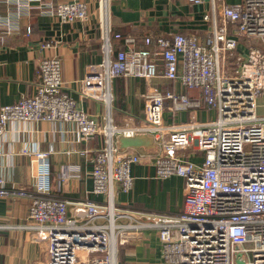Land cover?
I'll use <instances>...</instances> for the list:
<instances>
[{
    "label": "built area",
    "instance_id": "1",
    "mask_svg": "<svg viewBox=\"0 0 264 264\" xmlns=\"http://www.w3.org/2000/svg\"><path fill=\"white\" fill-rule=\"evenodd\" d=\"M189 2L200 5L203 0ZM43 10L63 24L88 19L83 1L49 4ZM205 20L213 31L205 43L185 34L151 36L144 39L149 50L136 48V37H130L124 40L126 49L117 52L106 24L104 58L80 82L79 92L81 99L107 107L103 125L81 111L67 92L58 56L40 61L33 95L0 108V138L18 121L72 123L82 143L105 137L100 149L82 152L93 182L90 193L103 197L101 202L53 196L49 154L44 152L33 153L40 164L31 192L9 187L0 176V201L30 199L29 224L23 228L45 248L43 264H118L119 248L144 231L159 236L160 264H264V0L234 6L223 2ZM54 46L53 41L42 43L45 50ZM119 77L172 81L199 90L200 96L154 88L145 96L143 122L132 126L126 119L118 127L110 112L112 84ZM204 107L217 117L166 123L167 111L181 114ZM121 136L150 137L154 153L123 149ZM190 148L204 154L202 163L191 160ZM142 163L155 168L158 180H184L181 212L138 211L117 202L119 194L134 190L132 168ZM79 173L76 166L63 165L55 178L58 191Z\"/></svg>",
    "mask_w": 264,
    "mask_h": 264
},
{
    "label": "crops",
    "instance_id": "2",
    "mask_svg": "<svg viewBox=\"0 0 264 264\" xmlns=\"http://www.w3.org/2000/svg\"><path fill=\"white\" fill-rule=\"evenodd\" d=\"M65 1L71 0H0V108L33 95L39 80L40 61L58 56L67 92L81 111L103 125L109 114L107 107L103 103L81 99L79 92L80 82L92 68L98 69L96 67L104 58L103 33L107 23L115 51L126 49L124 40L130 37H136V48L149 50L151 48L145 45L144 39L151 36L168 38L185 34L205 43L213 32L205 16L211 15L214 7L218 10L223 2L234 6L244 0H203L200 5H192L189 0H78L87 4L88 19L65 24L43 10L49 4ZM229 30L233 32L232 26ZM117 34L121 38H116ZM49 41H53L55 46L43 49L42 43ZM112 85L114 105L110 116L118 127L124 125L126 119L132 126L143 122L145 96L154 88L177 94L188 93L191 98L200 96L197 89H185L179 83L162 79L146 82L119 77ZM164 117L170 125L193 120L209 122L217 115L216 111L204 107L181 114L167 111ZM104 142L105 137H96L82 143L75 125L69 122L35 125L12 122L0 138V176L6 179L9 187L31 192L40 164L33 153L44 152L49 154L53 196L68 201L89 198L101 202L103 197L90 193L93 182L82 152L100 149ZM137 150L154 153L155 142L149 148ZM188 153L193 162H203L202 152L190 148ZM63 165L76 166L80 173L78 177L71 178L60 192L55 178ZM132 169L134 190L129 194H119L116 198L118 203L138 211L173 213L183 210L186 184L181 177L158 180L155 168L146 163ZM29 205L30 199L26 197L0 201V264H43L46 261L45 248L23 228L29 224ZM161 259V243L155 231L142 232L118 252V264H160Z\"/></svg>",
    "mask_w": 264,
    "mask_h": 264
},
{
    "label": "water",
    "instance_id": "3",
    "mask_svg": "<svg viewBox=\"0 0 264 264\" xmlns=\"http://www.w3.org/2000/svg\"><path fill=\"white\" fill-rule=\"evenodd\" d=\"M152 142L153 141L151 139H148L145 136H137L135 138H128L124 136L120 137V146L123 149H131L135 151H137V149L140 148H149ZM237 264H244V263L238 260Z\"/></svg>",
    "mask_w": 264,
    "mask_h": 264
},
{
    "label": "rangeland",
    "instance_id": "4",
    "mask_svg": "<svg viewBox=\"0 0 264 264\" xmlns=\"http://www.w3.org/2000/svg\"><path fill=\"white\" fill-rule=\"evenodd\" d=\"M97 257H99V258H102V257H103V255H98Z\"/></svg>",
    "mask_w": 264,
    "mask_h": 264
},
{
    "label": "trees",
    "instance_id": "5",
    "mask_svg": "<svg viewBox=\"0 0 264 264\" xmlns=\"http://www.w3.org/2000/svg\"><path fill=\"white\" fill-rule=\"evenodd\" d=\"M117 52V51H116Z\"/></svg>",
    "mask_w": 264,
    "mask_h": 264
}]
</instances>
